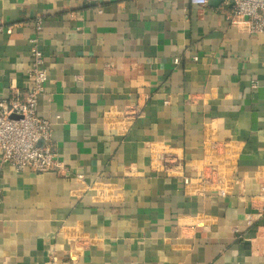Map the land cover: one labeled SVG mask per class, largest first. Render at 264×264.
Wrapping results in <instances>:
<instances>
[{
	"label": "crops",
	"instance_id": "crops-1",
	"mask_svg": "<svg viewBox=\"0 0 264 264\" xmlns=\"http://www.w3.org/2000/svg\"><path fill=\"white\" fill-rule=\"evenodd\" d=\"M34 37L62 166L0 154V264H264V33L221 0H0V98Z\"/></svg>",
	"mask_w": 264,
	"mask_h": 264
},
{
	"label": "built area",
	"instance_id": "built-area-1",
	"mask_svg": "<svg viewBox=\"0 0 264 264\" xmlns=\"http://www.w3.org/2000/svg\"><path fill=\"white\" fill-rule=\"evenodd\" d=\"M188 1L201 7L208 3V0ZM221 1L231 5L233 17L239 18L247 32L264 33V0ZM35 28L40 29V21L35 23ZM29 42L33 47L27 71L29 86L26 89L12 86L9 96L0 98V154L1 161L16 171L46 172L62 165L51 145L53 123L39 115L37 110L47 80L44 56L37 47L36 37ZM174 62L177 63L178 59L175 58ZM39 141L42 145H38Z\"/></svg>",
	"mask_w": 264,
	"mask_h": 264
},
{
	"label": "water",
	"instance_id": "water-1",
	"mask_svg": "<svg viewBox=\"0 0 264 264\" xmlns=\"http://www.w3.org/2000/svg\"><path fill=\"white\" fill-rule=\"evenodd\" d=\"M38 145H42V142H41V141H39V142H38Z\"/></svg>",
	"mask_w": 264,
	"mask_h": 264
}]
</instances>
